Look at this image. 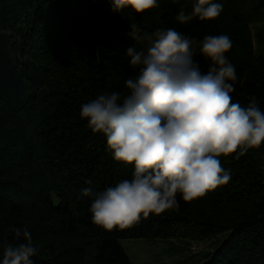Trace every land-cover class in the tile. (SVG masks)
<instances>
[{
    "label": "trees",
    "instance_id": "trees-1",
    "mask_svg": "<svg viewBox=\"0 0 264 264\" xmlns=\"http://www.w3.org/2000/svg\"><path fill=\"white\" fill-rule=\"evenodd\" d=\"M195 2L157 0L138 14L114 12L112 0H0V259L2 245L25 242L26 230L38 247L33 264H132L119 240L212 237L213 249L195 264H264V143L218 157L231 170L228 183L190 202L177 193V208L141 215L130 228L95 224L92 200L81 194L134 171L80 116L99 94L126 93L136 75L126 55L131 24L172 28L198 43L227 35L225 56L238 78L233 102L246 107L255 97L264 111V48L253 50L250 31L264 24V0H213L223 5L218 17L179 23L178 11L190 13ZM255 32L260 39V27ZM197 53L206 71L209 61Z\"/></svg>",
    "mask_w": 264,
    "mask_h": 264
},
{
    "label": "clouds",
    "instance_id": "clouds-1",
    "mask_svg": "<svg viewBox=\"0 0 264 264\" xmlns=\"http://www.w3.org/2000/svg\"><path fill=\"white\" fill-rule=\"evenodd\" d=\"M156 7L157 0H112L114 12L130 8L139 14ZM222 10L213 0H196L191 12L182 8L176 20H212ZM126 35L134 41L126 49L129 64L138 70L125 81L126 93L99 94L80 110L92 131L106 137L113 158L134 165L130 179L103 191L81 190L92 200L93 222L108 231L177 208V193L190 202L228 183L231 170L218 157L238 148L243 155L264 143V111L256 98L245 107L230 95L238 78L225 56L232 47L227 35L198 43L172 28L149 32L136 24ZM197 50L209 61L206 71L194 58ZM23 239L2 245L0 264H33L38 247L26 230Z\"/></svg>",
    "mask_w": 264,
    "mask_h": 264
},
{
    "label": "rangeland",
    "instance_id": "rangeland-1",
    "mask_svg": "<svg viewBox=\"0 0 264 264\" xmlns=\"http://www.w3.org/2000/svg\"><path fill=\"white\" fill-rule=\"evenodd\" d=\"M250 27L253 50L264 48V24L256 25V28L260 27V39L256 36V28ZM215 240L213 237L201 242L124 239L119 240V245L132 264H195L210 253Z\"/></svg>",
    "mask_w": 264,
    "mask_h": 264
}]
</instances>
